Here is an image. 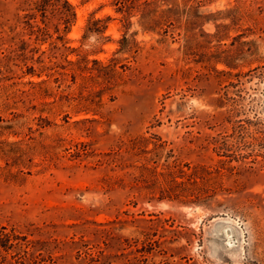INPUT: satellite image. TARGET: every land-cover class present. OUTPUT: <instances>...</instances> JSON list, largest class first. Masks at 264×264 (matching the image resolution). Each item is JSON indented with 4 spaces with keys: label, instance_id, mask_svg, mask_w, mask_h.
<instances>
[{
    "label": "rangeland",
    "instance_id": "rangeland-1",
    "mask_svg": "<svg viewBox=\"0 0 264 264\" xmlns=\"http://www.w3.org/2000/svg\"><path fill=\"white\" fill-rule=\"evenodd\" d=\"M66 1L0 0V264H264V0Z\"/></svg>",
    "mask_w": 264,
    "mask_h": 264
},
{
    "label": "trees",
    "instance_id": "trees-1",
    "mask_svg": "<svg viewBox=\"0 0 264 264\" xmlns=\"http://www.w3.org/2000/svg\"><path fill=\"white\" fill-rule=\"evenodd\" d=\"M48 1H50V0H39V2L36 4V5H38V6L41 7L40 8L41 13H43L44 12V8L46 6H48ZM62 4H63V8L68 9L70 7V4L66 0H63ZM70 16L73 17L74 16V13H71L69 15V18H70Z\"/></svg>",
    "mask_w": 264,
    "mask_h": 264
}]
</instances>
